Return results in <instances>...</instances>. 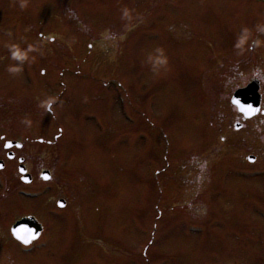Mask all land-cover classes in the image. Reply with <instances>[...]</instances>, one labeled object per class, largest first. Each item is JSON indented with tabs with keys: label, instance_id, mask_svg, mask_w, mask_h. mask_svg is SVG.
Segmentation results:
<instances>
[{
	"label": "rangeland",
	"instance_id": "rangeland-1",
	"mask_svg": "<svg viewBox=\"0 0 264 264\" xmlns=\"http://www.w3.org/2000/svg\"><path fill=\"white\" fill-rule=\"evenodd\" d=\"M254 76L264 108V0H0V131L53 175L28 200L0 171V264H93L98 238L122 247L106 264H264V116L235 130L229 102ZM89 157L105 195L50 214ZM29 212L47 235L24 254L3 233Z\"/></svg>",
	"mask_w": 264,
	"mask_h": 264
},
{
	"label": "flooded vegetation",
	"instance_id": "flooded-vegetation-1",
	"mask_svg": "<svg viewBox=\"0 0 264 264\" xmlns=\"http://www.w3.org/2000/svg\"><path fill=\"white\" fill-rule=\"evenodd\" d=\"M2 138L3 137H0V155H1L0 160L3 161L2 162L3 165H2V168L0 170L12 169L13 171H15L16 177L13 178L15 180V183L17 184V181H18V182L22 183L23 184L22 186H24V187L27 184L32 185L35 183H42L43 179L41 178V171H43L45 169L50 170V168L49 167H37L36 171L33 170V167H32L33 164L31 162H29L31 155L22 151L24 145L23 144L20 146L12 145V146H10V148H5L4 145L1 144ZM9 153L11 154L10 156L8 155ZM10 162H11V165L7 166V164ZM20 165H23L25 168L26 175H24V176H22V174L19 173V171H18V167ZM203 165H205V163H203ZM203 165H202V167H203ZM32 170L35 171V173ZM86 174L89 175L87 172H86ZM34 176H36V177H34ZM24 177L28 178V181H24L23 180ZM51 179H53V175L51 176ZM76 180H78V182H80V183L75 185ZM7 182L10 183L11 180L8 178ZM70 182H73V185L70 188L58 187V191L56 192L58 194V196L56 194V196H57L56 200L63 199L65 201L64 207H67L68 205H70V208H73L74 205H77V204L82 205L81 203H83L87 198H89L90 189H89L87 182H90V181L87 180V182H86V180L83 181L80 178L74 179V172H71ZM22 186H17L16 188H18V187L22 188ZM31 189H34V188H31ZM35 190H37V188ZM70 201H71V203H70ZM29 214L36 216V213L34 214L33 212H29V213L20 215L18 218L25 216V215H29Z\"/></svg>",
	"mask_w": 264,
	"mask_h": 264
},
{
	"label": "water",
	"instance_id": "water-1",
	"mask_svg": "<svg viewBox=\"0 0 264 264\" xmlns=\"http://www.w3.org/2000/svg\"><path fill=\"white\" fill-rule=\"evenodd\" d=\"M257 85L252 83L248 85L245 89L238 90L235 93L234 103L237 104L239 109L245 112L246 116L249 117L256 113L259 96H257ZM252 160L253 158H249ZM40 230V226L33 221V218H23L19 220L13 228V233L17 238H23V236H28L30 238L35 237Z\"/></svg>",
	"mask_w": 264,
	"mask_h": 264
},
{
	"label": "snow or ice",
	"instance_id": "snow-or-ice-1",
	"mask_svg": "<svg viewBox=\"0 0 264 264\" xmlns=\"http://www.w3.org/2000/svg\"><path fill=\"white\" fill-rule=\"evenodd\" d=\"M45 179H48V177H45ZM25 243H27V241H25Z\"/></svg>",
	"mask_w": 264,
	"mask_h": 264
}]
</instances>
